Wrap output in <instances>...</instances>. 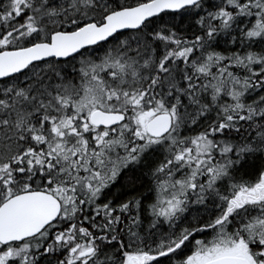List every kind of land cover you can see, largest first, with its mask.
Masks as SVG:
<instances>
[{
    "label": "snow or ice",
    "instance_id": "obj_1",
    "mask_svg": "<svg viewBox=\"0 0 264 264\" xmlns=\"http://www.w3.org/2000/svg\"><path fill=\"white\" fill-rule=\"evenodd\" d=\"M0 264H264V0H0Z\"/></svg>",
    "mask_w": 264,
    "mask_h": 264
}]
</instances>
